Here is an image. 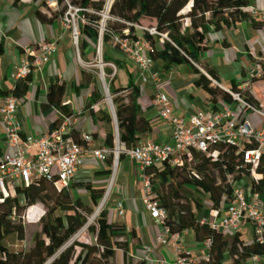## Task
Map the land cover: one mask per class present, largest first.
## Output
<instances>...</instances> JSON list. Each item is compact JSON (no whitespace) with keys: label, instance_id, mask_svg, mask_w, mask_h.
<instances>
[{"label":"trees","instance_id":"trees-1","mask_svg":"<svg viewBox=\"0 0 264 264\" xmlns=\"http://www.w3.org/2000/svg\"><path fill=\"white\" fill-rule=\"evenodd\" d=\"M250 0H113L107 13L118 17L123 22L120 30L128 29V33L122 36L136 38L134 23H139L142 18L153 20V23L144 28L143 37L150 45L149 55L154 61H162L164 69L168 70L172 65H184L194 74L193 84L208 94V101L215 103L219 100H228L227 92L213 84L205 75L207 73L216 81L219 74L201 60L202 54L207 50V33L209 30L218 29L222 25H234L243 19H250L252 25L257 28L260 24L252 20V15L246 11ZM57 10L48 9L47 12L36 9L35 15L42 23H51L61 17L66 10V4L57 0ZM106 0H69L75 7L81 8L80 13L88 18L87 10L101 12L104 10ZM185 10V11H184ZM130 23V25H125ZM154 28L156 35L162 38L161 47H155L154 36L146 29ZM110 30V29H108ZM98 31L89 23H84L81 29V39L78 45L80 57L89 46V40L96 38ZM109 37V34H105ZM103 59L112 63L116 68H121L123 61L112 59L103 55ZM82 79L78 84L72 83L71 88L75 94H79L81 88L86 87L92 79L89 71L80 69ZM205 72V73H204ZM128 73L125 86L115 87L113 77L109 81V92L114 105L127 103L126 108L131 109L124 118L128 120L126 126L124 118L117 115V127L121 147L135 146L139 141L148 137L152 127L146 116L137 105L140 96V87L134 82ZM31 75V74H30ZM30 75L24 79H18L9 88L0 87V96L11 95L18 99L26 94L30 82ZM64 81H58L51 86L52 101L59 103L64 92ZM245 98L259 108V103L244 90ZM99 101L98 96L90 95L85 101V107L93 122L103 119L111 121L108 113L98 109V116L92 108ZM63 117L57 115L50 123L49 130L59 127L64 117L73 114L66 106L61 107ZM71 135L80 144H84L80 134L71 129ZM96 137V133H92ZM104 144L113 149L111 134H105ZM217 159L211 161L202 153L193 152L191 160H185L182 165L169 166L164 163L160 167H147L145 173L155 188V199L166 211L165 224L171 232L191 230L195 241H203L210 238L209 256L204 264H225L224 255L227 253L230 262L227 264H242V262L254 255H264V241H252L246 244L239 233L230 235L220 233L208 226L199 223L196 213L204 206L217 209L230 182H236L243 177L250 176L249 167H241L239 153L231 144H219ZM123 158V155H120ZM258 178H250L252 191L262 194L264 192V156L255 168ZM227 173L231 175L229 180ZM89 192V197L95 205L104 194V187H93L89 182L78 184ZM192 187L206 194L204 203L199 195H196ZM16 196L5 198L3 204L13 209V214L21 217L26 210L40 203L46 208L38 218L39 228L34 232L32 239L37 243L46 240L45 250L41 254V260H51L50 264H117L116 250H121L124 264H139L140 260H134L138 238L133 229H127L122 223L110 222L106 209H101L96 219V231L94 243H87L74 238L75 234L86 223L87 217L93 212L92 207L83 203L81 198L74 197L69 190H57L51 183L17 186ZM19 197L23 200L20 203ZM60 210L64 213L55 214ZM14 231L18 240L24 239V228L21 223L13 222L8 215L0 211V264H38L31 257L28 250L13 251L5 246L3 238L9 232ZM229 246H233L229 249ZM249 249V251H248Z\"/></svg>","mask_w":264,"mask_h":264},{"label":"built area","instance_id":"built-area-1","mask_svg":"<svg viewBox=\"0 0 264 264\" xmlns=\"http://www.w3.org/2000/svg\"><path fill=\"white\" fill-rule=\"evenodd\" d=\"M52 1L47 0V3ZM111 3L112 0H107L106 13ZM65 4L67 9L61 16L62 23L72 29L73 43L77 50L79 36L77 19L80 18L79 13L82 9L71 5L68 1ZM249 13L259 20L264 32V9L251 8ZM81 20L83 22V19ZM146 30L151 35L157 34L154 28ZM107 32L114 46L137 65L141 82L144 83L149 76L154 77L157 74L151 71L154 60L149 55L150 45L144 37H119L111 31ZM142 32L144 33V29ZM55 47V40H46L21 49L19 62L6 75L7 82L14 84L16 80L30 75L33 69L48 60ZM243 66L246 80L239 87L223 86L204 72L213 84L227 92L229 99L211 102L205 107L191 111L176 108L170 96L159 88L161 82L157 81L156 91L152 95L138 97L136 102L142 112L153 110L155 117L167 127L169 141L145 138L135 146L127 148L120 146L118 135L116 139L112 137L113 149L106 146L102 128L98 131L97 140L100 143L97 146H90L96 138L92 132L82 133L84 144L78 143L70 132L72 127L70 117H64L57 128L47 130L35 138L23 139L21 125L17 120V99L11 95L1 96L0 121L3 125L4 143L6 147L12 148V151L0 152V204H3L5 198L16 196L17 186H28L31 183H51L57 190H69L73 195L78 187H82L78 184L89 181L84 170L86 155L105 163L112 153L115 166L119 162L120 155H123L128 157L137 168L142 209L157 226L155 242L173 248L175 259L171 264H196L192 249L182 247L183 232L186 230L171 232L165 224L167 211L155 199V188L149 175L145 173V168L160 167L164 163L169 166L182 165L185 160L192 159L193 152L202 153L214 161L218 156L216 146L225 143L236 147L241 167H249L251 177L258 176L255 168L264 156V128L260 130L254 128L244 117V113L250 111L263 116L264 113L245 98L244 90L252 79L264 76V56H253L252 62L245 61ZM99 78L106 96L111 98L104 77L99 75ZM0 87H2L1 79ZM59 103L61 106L57 115L63 117L61 107H68L71 102L66 100ZM237 105L241 107L240 112L235 109ZM92 108L97 110L98 107L93 105ZM105 122L103 119L97 120L99 125H104ZM227 177L231 179L229 173ZM112 178L113 176L104 192L103 203L111 194ZM233 183H229L226 189L229 192L225 191L218 208L211 209L208 215L197 218L199 223L230 235L240 234L242 225L249 223L253 232L252 240L264 241L263 193L252 191L250 183L241 186H234ZM125 208L124 199L118 198L113 207L115 214L122 217ZM8 217L14 219L15 215L10 214ZM18 218L23 219V216ZM209 245L210 238L194 241L195 248L209 249ZM257 258L258 255L253 256L254 260Z\"/></svg>","mask_w":264,"mask_h":264},{"label":"crops","instance_id":"crops-1","mask_svg":"<svg viewBox=\"0 0 264 264\" xmlns=\"http://www.w3.org/2000/svg\"><path fill=\"white\" fill-rule=\"evenodd\" d=\"M55 4L56 0L51 3H47V0H0V79L2 80V87L9 88L13 85V83L7 82L6 75L19 62L21 49L28 47L32 43L55 40L56 47L53 53L40 67L33 69L30 75L28 91L24 96L17 99V120L21 125L22 137L23 139L35 138L49 130V125L56 118L61 106L60 103L57 104L52 101L53 95L50 89L53 84L62 80L65 83V87L60 97V102L66 100L71 102L68 106L70 111L73 112L69 116L72 123L71 129L76 130L80 136L82 133L95 132V141L90 144L91 147H95L100 143L97 140V136H99L98 123H94L88 114L85 101L90 95L100 96L101 93L95 92L90 83L86 87L81 88L79 94L73 92L71 84L79 83L82 79L80 69H84V67L77 58L78 55L70 42L68 31L62 23L61 17L54 19L51 23H42L35 15V11L38 8L43 12H47L48 9L57 10L58 6L55 8ZM251 8L264 9V0H250L246 11L249 13ZM252 20L261 25L257 18L252 16ZM207 47V50L201 56V60L214 68L219 74L218 82L223 86L239 87L246 80L243 66L245 61L252 62L253 56H264L262 25L260 28H255L250 19H243L234 25H222L218 29L211 28L207 33ZM158 62L162 63V61H154L151 71L162 76L159 88L170 96L176 108L182 111H191L211 103L208 101V94L193 84L194 74L190 71L186 72L185 69L187 67L184 65H172L168 70L163 68L165 70L163 74L158 67L156 68L159 64ZM226 65L230 66L233 71L222 74L225 71L223 67ZM125 71L129 72L134 82L139 85V97L152 95L156 91V80H147L143 83L139 80L138 74L133 77L129 69ZM127 79L128 75L125 82L118 86H125ZM146 83H148V87H145ZM245 90L259 103V109L264 113V78L252 79ZM200 95H202L201 105H198L197 97ZM99 103L96 105L99 106ZM235 109L237 112L241 111L239 105ZM94 112L97 117V110H94ZM143 114L152 127L151 134L146 138L163 142L169 141L167 127L155 117L153 110L143 112ZM244 117L254 128L259 130L264 128L263 115L246 111ZM1 151L10 152L12 148L5 146L3 125L0 121ZM127 162L131 167V171L127 175L121 172L116 185L118 192L121 185L126 182V185L122 186L125 189L123 197H119L125 201V214L122 217L117 216L113 209L114 206H112L107 211L108 220L122 223L128 230L133 229L135 231L138 242L135 252L131 255L134 260L142 259L139 264H171L175 257L171 252L170 246L155 242L157 226L155 221L150 219L142 209L139 200L140 185L139 180H137V168L128 157L121 159V165L127 164ZM84 170L92 183H94L95 176L102 177L109 173V169L104 163L97 161L90 155H86L84 158ZM96 187L101 186L97 185ZM262 196L264 197V193ZM210 210V207L204 206L197 212V218L208 215ZM38 228L39 225H37ZM95 231L94 229V232L90 233L84 224L77 231L74 238L87 243H94ZM240 235L241 239L246 241V244L252 243L253 232L249 223L242 225ZM186 239L195 241L191 230L183 232L182 243H185ZM37 245V247H35L36 245L32 246L36 250L35 252L30 248L13 251L28 250L33 260L38 262L41 260V254L45 250L46 240L37 242ZM193 248L194 246L188 247V249ZM50 262L51 260H47L46 264H50ZM116 262L117 264H124L121 250H116ZM242 264H264V255H258L256 260L251 256L245 259Z\"/></svg>","mask_w":264,"mask_h":264},{"label":"rangeland","instance_id":"rangeland-1","mask_svg":"<svg viewBox=\"0 0 264 264\" xmlns=\"http://www.w3.org/2000/svg\"><path fill=\"white\" fill-rule=\"evenodd\" d=\"M62 1H63L62 5L65 4L66 1L69 2V0H62ZM106 3H107V0L105 2L104 10L101 12L87 10V12L89 14L88 18L84 17L81 13H79L80 18L77 19V25L79 27V36H78L77 47H78L80 39L82 37L81 36V29H82V26L84 23H89L91 26L95 27L98 31L97 37L89 40V42H88L89 46L84 51L83 57H80L79 48L76 50V47L73 43L72 29L70 27H66L65 25L64 26L68 31L70 42H71V44L75 50V53L78 55V56L76 55L78 60L81 62V65L84 67V69H86V71L91 72L93 75L91 82H90V86H92V89L95 92L101 93L100 96H98V98H99L98 102H100V103H99V106L97 105V107H98L97 112H98V109H102L103 111L108 113L111 117L110 122H105L104 125L98 124V128H102L103 132L105 134L110 133L111 136L115 137V139H116L117 135L119 138L122 137V135L119 133L118 127H117V115L124 118L128 113L131 112V109L126 108V106H124V105H127L126 102L124 104L119 103L117 105H114L112 103L111 98L107 97L105 92H104V88L102 86V82L99 78V75L100 76L102 75L104 77L108 89H109V81L114 77L116 79L114 81V86L118 88V87H122V86H118V85L121 83H124L125 79L128 75V73L125 71L126 69H129V71H131V74L133 75V77H135L136 74H138V72H137L138 69H137V65L134 63V61L127 58L124 54H122V52L116 46H114L110 37L105 38L106 37L105 34L108 33L107 31H111L112 33L116 34L119 37H122V34L125 35L128 33V30L126 31V29H124L123 31L120 30V24L119 23L123 22L122 20H120L116 16H112V15L106 13V9H105ZM56 6H58L57 0H56L55 8H56ZM60 7L61 6H58V8H60ZM81 19H83V22ZM61 21H62V19H61ZM152 23H153V20L148 19V18H142L139 21V23L132 24L133 28H134L135 36L136 37H143V32H142L143 29L145 27L150 26ZM125 25H130V23H126ZM100 29L101 30L105 29V30L101 31ZM108 29H110V30H108ZM153 36L155 39V47L156 48L161 47L162 38L157 36L156 34ZM103 55H107L112 59L117 58V59L122 60L123 63H122L121 68H116L112 63L105 61L103 59ZM99 62H102L104 64L102 67L103 68L102 71H100V69L97 66H93V65L98 64ZM163 66H164L163 62L162 63L160 62L158 64V66H156V68L158 67L160 69L161 73L164 74L165 70L163 69L164 68ZM223 69L225 71L222 74H226L227 72L233 71L232 68L228 65L224 66ZM185 70H186V72L189 71L187 68ZM181 72H183V71H181ZM161 77L162 76H160V74H156L154 77L149 76L148 80L154 79L157 82V81L162 80ZM262 78H264V76ZM145 87H148V83L145 84ZM109 94H110V92H109ZM110 96L112 97V95H110ZM201 98H202V95L197 97L198 105H201ZM124 121L126 123V126L129 127L128 120L124 118ZM113 160H114L113 154L110 153L108 160L104 163L105 166L109 169V173H107V175L102 176V177H96L95 176L94 177V183L87 181V182H90L92 186L94 184V187H96L97 185L104 187V189H105L104 192H105L106 188L109 184L110 178L113 176L111 195L109 196V198L107 200H105V202L102 205L100 203L102 202L103 196L100 199H98L96 204L94 205L92 203V201L90 200L89 192L86 191L83 187H78L77 191L73 193L74 197L81 198L83 203L92 207V209H93V212L91 213L90 216L87 217V220L85 223V226H86L87 230L90 231V233L94 232V229L96 230V219L98 218L99 212L101 211V209H106L108 211V209L110 207L114 206L116 199H118L119 197H123V193L125 191V189L122 188V186H125L126 182L121 185V188H119V191L117 192V187H116V185L118 183L117 180H118V176L120 175L121 172L126 173V175L129 174L131 171V167L129 166L128 162H127V164L121 165V158H119V162L115 166ZM250 178L251 177H243V178L237 180L236 182H234L233 185L234 186H241L244 183H249ZM192 189L194 190L196 195H199V197H201V199L203 200L204 203L207 201L206 194L200 192L199 190L194 189L193 187H192ZM226 192H229V190ZM18 201L20 203H23V200L21 199V197H19ZM0 211L5 212L8 216L10 214H13V209L9 205H0ZM28 211L29 212H27V210H26L24 212V214L22 215L23 219L18 218L16 215H15L14 219H11L13 222L21 223L23 225L24 239L22 241L18 240L16 233L14 231H11L8 234H6V236L3 238L2 242L10 250L30 248L34 252L36 251L33 249L32 246L36 245L35 247H37L38 245H37V243L33 242L32 236H33L34 232L37 230V225H39L38 218L43 213H46V208L42 204L37 203V204L33 205L32 207H30V209ZM55 214H61L62 216H64V213L61 212L60 210L55 211ZM196 216H197V213H196ZM32 222H35V223H32ZM242 240L244 241V243L246 242L244 239H242ZM189 246L193 247L194 241L186 239V241H185V243H183L182 247L188 248ZM170 248H171L172 254L174 255L173 248L172 247H170ZM232 248H233V246H229V249H232ZM192 256L195 259L196 264H204V262H206L208 259L209 249L202 248V247L195 248V246H194V248L192 249ZM230 261H231L230 257L226 253L224 255V258H223V263L227 264ZM38 264H46V261L44 262L42 260H39Z\"/></svg>","mask_w":264,"mask_h":264},{"label":"bare ground","instance_id":"bare-ground-1","mask_svg":"<svg viewBox=\"0 0 264 264\" xmlns=\"http://www.w3.org/2000/svg\"><path fill=\"white\" fill-rule=\"evenodd\" d=\"M103 65H104V64H103L102 62H99L98 64H96V65H93V66H97V67L100 69V71H102V69H103V68H102V67H103ZM101 74H102V73H101ZM100 204L102 205V204H103V202H101ZM101 205H100V206H101Z\"/></svg>","mask_w":264,"mask_h":264}]
</instances>
